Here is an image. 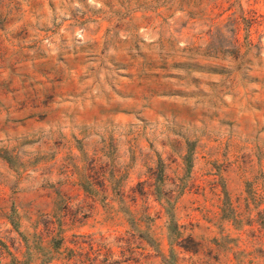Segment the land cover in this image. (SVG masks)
<instances>
[{"label": "rangeland", "instance_id": "obj_1", "mask_svg": "<svg viewBox=\"0 0 264 264\" xmlns=\"http://www.w3.org/2000/svg\"><path fill=\"white\" fill-rule=\"evenodd\" d=\"M0 264H264V0H0Z\"/></svg>", "mask_w": 264, "mask_h": 264}]
</instances>
